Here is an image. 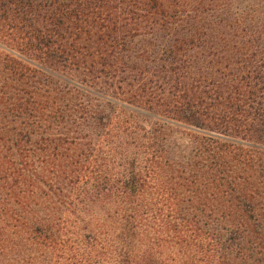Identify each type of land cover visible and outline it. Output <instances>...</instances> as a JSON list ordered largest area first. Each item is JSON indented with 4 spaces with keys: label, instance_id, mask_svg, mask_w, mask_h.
<instances>
[{
    "label": "trees",
    "instance_id": "16d2710c",
    "mask_svg": "<svg viewBox=\"0 0 264 264\" xmlns=\"http://www.w3.org/2000/svg\"><path fill=\"white\" fill-rule=\"evenodd\" d=\"M256 2L0 0V264H264V154L227 132L264 143L262 86L182 46L209 28L199 10L240 24ZM114 105L206 132L174 159Z\"/></svg>",
    "mask_w": 264,
    "mask_h": 264
},
{
    "label": "rangeland",
    "instance_id": "374dc122",
    "mask_svg": "<svg viewBox=\"0 0 264 264\" xmlns=\"http://www.w3.org/2000/svg\"><path fill=\"white\" fill-rule=\"evenodd\" d=\"M201 6L202 8H205L203 3L200 4L199 7ZM253 7L257 9V13H253L254 15L249 12L241 13L242 22L240 24L235 20V10H233L232 7L226 12L221 13L217 11H208V13H206L204 12L205 9L199 10L198 13H200L203 17L202 19L199 18L201 20L200 22L203 23L205 27L209 28H203V26L202 28L200 27L194 29L193 27L191 31L194 30L196 34V38H194L193 42L200 45L194 48L191 44H182V46L184 47L183 50L192 56V59L194 58L193 55H196L197 60H203V63L206 64L208 68L219 67L226 75L235 77L237 80L236 84L240 86L241 90L243 86L240 85L242 79L238 74L239 71L244 68H249V66L251 68L253 67L256 77L247 79L246 83L250 81V84H256L258 89L262 86L258 93L264 94V1L257 0L256 4H253ZM171 9L172 8L167 11H170ZM209 18L213 21L209 24L205 23ZM171 19H176V15ZM185 22L188 21H182V24L178 25L174 24L176 30H180L183 27L186 28L185 30L189 29L191 27L189 23L192 21H189L188 23ZM151 41L153 42L148 33H144L139 37H133L131 45L137 46V48H146L148 46H152ZM7 46L8 43L0 39V49L10 53ZM11 54H14V52ZM28 57L33 59L30 55H28ZM177 57H179L178 53L169 56L171 59ZM23 59L29 64H32V62L27 58L24 57ZM215 62L218 64L214 65ZM150 63L151 62H144V64H142L137 62L136 65L145 68L147 65H150ZM176 63L177 61L173 62L172 65L175 66ZM222 64L226 65V67H221ZM128 65L131 66L133 63L129 62ZM45 72L52 78L60 81L78 79V76L72 74L70 71L53 66L49 69H45ZM226 80L227 82H231L228 77ZM220 83L223 89L229 87L225 82V79H220ZM98 103L99 108H103L102 112H105L107 106H105L103 102ZM100 104H102L103 107H100ZM114 106L123 111L125 115L135 118L137 123H150L151 125L158 127L162 145L168 153V157L174 159L179 157L181 154L189 152L194 147L195 141L198 140L202 134L205 135L206 132L205 128H197L196 126L185 124L183 120L178 119L174 114H170V118L174 117L175 119L169 118L167 120H163L142 110L132 109L131 107L121 105ZM183 113L187 115L186 110H184ZM178 117L181 118L180 116ZM227 132H229V136L232 135L231 138L238 144H242L244 147H248L260 154H264V143L255 141L256 139L254 137H251L254 140H248L246 139L248 137H246L243 141V138H241L243 135L242 132ZM91 139L93 141L96 137L92 136ZM92 141L90 140V146ZM88 150H90V148H88Z\"/></svg>",
    "mask_w": 264,
    "mask_h": 264
}]
</instances>
